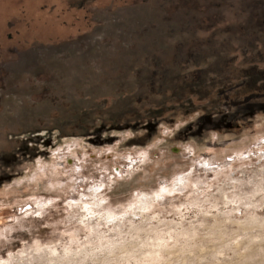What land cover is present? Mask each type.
<instances>
[{"label":"rangeland","instance_id":"374dc122","mask_svg":"<svg viewBox=\"0 0 264 264\" xmlns=\"http://www.w3.org/2000/svg\"><path fill=\"white\" fill-rule=\"evenodd\" d=\"M0 264H264V0H0Z\"/></svg>","mask_w":264,"mask_h":264}]
</instances>
